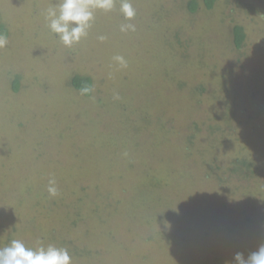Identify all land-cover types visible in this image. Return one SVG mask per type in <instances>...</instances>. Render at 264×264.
<instances>
[{
  "label": "rangeland",
  "instance_id": "1",
  "mask_svg": "<svg viewBox=\"0 0 264 264\" xmlns=\"http://www.w3.org/2000/svg\"><path fill=\"white\" fill-rule=\"evenodd\" d=\"M191 1L130 0L126 21L115 0L69 49L43 15L58 0H0V248L229 264L264 243V0Z\"/></svg>",
  "mask_w": 264,
  "mask_h": 264
},
{
  "label": "clouds",
  "instance_id": "2",
  "mask_svg": "<svg viewBox=\"0 0 264 264\" xmlns=\"http://www.w3.org/2000/svg\"><path fill=\"white\" fill-rule=\"evenodd\" d=\"M115 7V0H58L50 5L43 13L50 33L66 48H72L87 38L95 20L97 11L110 12ZM120 13L126 21L136 16V10L130 0H120ZM135 25L124 23L120 25L121 32L135 31ZM101 40L104 37H100ZM8 44V38L0 35V49ZM113 59L121 66L127 67L123 56ZM87 92L88 89H83ZM47 191L50 196L58 194L56 181L49 179ZM0 264H72V258L66 248H57L54 245L31 248L18 239H13L7 246L0 248ZM229 264H264V243L256 251L248 254L235 253Z\"/></svg>",
  "mask_w": 264,
  "mask_h": 264
},
{
  "label": "trees",
  "instance_id": "3",
  "mask_svg": "<svg viewBox=\"0 0 264 264\" xmlns=\"http://www.w3.org/2000/svg\"><path fill=\"white\" fill-rule=\"evenodd\" d=\"M206 9L213 10L217 0H203ZM191 12H196L199 9V4L197 0H192L189 4ZM1 22V15H0ZM0 35L9 37V32L3 24L0 23ZM245 33L242 27H236L234 29V43L237 49H240L245 41ZM71 87L76 91L81 92L85 97H90L92 95L93 80L90 77L76 76L71 81ZM87 88L88 91L84 92L83 89ZM14 89L16 92L19 91V84L15 82Z\"/></svg>",
  "mask_w": 264,
  "mask_h": 264
}]
</instances>
